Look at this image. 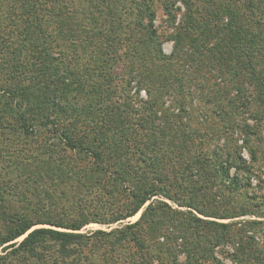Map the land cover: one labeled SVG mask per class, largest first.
I'll list each match as a JSON object with an SVG mask.
<instances>
[{
  "label": "trees",
  "instance_id": "obj_1",
  "mask_svg": "<svg viewBox=\"0 0 264 264\" xmlns=\"http://www.w3.org/2000/svg\"><path fill=\"white\" fill-rule=\"evenodd\" d=\"M160 2L169 56L153 0H0V264H264V0Z\"/></svg>",
  "mask_w": 264,
  "mask_h": 264
},
{
  "label": "rangeland",
  "instance_id": "obj_2",
  "mask_svg": "<svg viewBox=\"0 0 264 264\" xmlns=\"http://www.w3.org/2000/svg\"><path fill=\"white\" fill-rule=\"evenodd\" d=\"M195 3H196V6H193V7H196V8L199 7L196 1H195ZM153 7H154V18H155L154 25H155L156 29L158 30L159 34L161 35L160 39L163 41L162 42V46H161L162 53L165 56H169L173 52V43L170 42V41H165L164 38H163L164 35H167L170 32V28H169V25L166 22V16H165V13L163 12L160 0H153ZM176 7L180 8V12L181 13L184 11V7H183V5L180 2H178L176 4ZM195 15H196V13H195ZM205 71L210 72L212 78H217L218 79V77H220L215 72H211V70H209L208 67H206ZM211 83H212V79L210 80L208 78H206V80H204V78H203V80H201V82H199V84H203V86H209V88L212 89L213 85ZM218 83H219V85H223L219 81H218ZM245 87H246L245 88L246 94L251 96L253 94L252 88L250 86H245ZM189 91H190L189 95H191V96H189L188 94L186 95L187 97L185 98L186 100L184 101L185 109H186V111H188V113H189V115H190V117L192 118L193 121L194 120L195 121H200V118L203 119V117H201V115L207 114L209 112L210 108L207 105L205 106L204 103L201 101L200 94H199V91L196 90V86H193V87L189 86ZM232 94H233V92H232ZM130 95L132 97V99H130V101H131L130 103H131V105H133V107L135 109H140L141 107H143L144 103H146V102H148V100H150L148 98V94L145 92V90H141L139 93H137L135 86H133V88H131ZM176 100H177L176 93L172 89L171 92L169 94H167L166 96H164L163 99L160 102L162 103L163 108H165L167 110V112L170 111V112H176L177 113V111H178V108H177L178 107L177 106L178 102ZM145 105L147 106V104H145ZM158 107H160V105ZM156 110H161V108L160 109H156ZM208 116H206L208 118L207 120H209V118H210ZM216 121H217L216 119H212V122H209V123L207 122V125L211 126L210 124H212V123H214L215 125L216 124L218 125V123ZM250 124H252V122H250ZM193 127H195V125H193ZM232 134H233V138L236 139V146L239 148L238 151L240 152L241 157L245 161H249L248 150L246 149V147H244V143L240 140V139H243V135H241L237 130L236 131L234 130ZM258 135L260 136V138L262 140L264 139V124H263V128H262V132H259ZM237 140H239V141L237 142ZM222 143H224V141L220 140L219 144L221 145ZM208 144L211 145V146H209V149L214 148V147H212L213 143L211 144V141L206 140L205 146L208 145ZM261 144L264 145V141H262ZM248 146H250V147L252 146L251 148H256V141L254 140V138H251V137L249 138V145ZM206 151H207V148H204L203 152H206ZM259 151H261V150H259ZM262 173H263V175H262ZM229 174L231 176H233L235 174L234 168L230 169ZM257 175H258V178L260 180H262V185H263V183H264V169H262L260 172H258ZM257 182L258 181H257L256 178H253V179L250 180V183L252 185V186H250L248 188V191L250 193H251L253 188L256 189L257 191L261 190L263 188L262 185L260 187H257ZM258 193L259 194L260 193L264 194V191L262 190V191H260ZM140 213H141V211L136 216L132 217L131 219H128L127 221H131V222L136 221L139 218ZM239 219L240 220H242V219H249L250 220L251 219V220H263L264 221V218H260L259 219V218H256V217H247V216L246 217H241ZM220 222L226 223V222H229V220H223V221H220ZM115 227H117V224H114V225H103V224L93 223V224H89V225L83 227L81 229L80 233H91V232H93L95 230H103V231L108 232L112 228H115ZM263 230H264V226H263ZM22 238L18 239L17 242L21 241ZM259 243L262 244V241H260ZM88 249L87 250L84 249V253L88 252V251L94 253L93 256L90 257V262L92 264H100V261H102L103 257H104L103 249H97V248H92V247H89ZM230 250H229V246H226L223 250H221V252H220L219 249L216 250L217 259L222 264H234L232 261H230V259L223 258V254L222 253H225L226 251L230 252ZM120 252L121 251H119V253ZM84 257H85L84 254L78 253V256H76L75 259L76 260H80V262H78V264H83L82 260L85 259ZM183 260H184L183 256H180L178 258V261H180V262H183Z\"/></svg>",
  "mask_w": 264,
  "mask_h": 264
}]
</instances>
